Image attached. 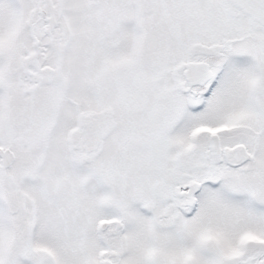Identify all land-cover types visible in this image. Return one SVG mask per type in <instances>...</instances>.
<instances>
[{
    "label": "snow or ice",
    "instance_id": "obj_1",
    "mask_svg": "<svg viewBox=\"0 0 264 264\" xmlns=\"http://www.w3.org/2000/svg\"><path fill=\"white\" fill-rule=\"evenodd\" d=\"M0 264H264V0H0Z\"/></svg>",
    "mask_w": 264,
    "mask_h": 264
}]
</instances>
